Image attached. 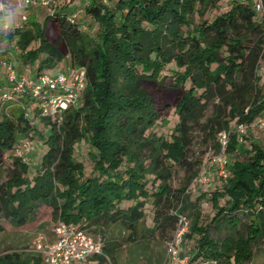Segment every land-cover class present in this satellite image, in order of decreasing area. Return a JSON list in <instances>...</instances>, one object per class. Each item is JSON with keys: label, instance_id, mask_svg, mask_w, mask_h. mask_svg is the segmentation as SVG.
I'll return each mask as SVG.
<instances>
[{"label": "trees", "instance_id": "1", "mask_svg": "<svg viewBox=\"0 0 264 264\" xmlns=\"http://www.w3.org/2000/svg\"><path fill=\"white\" fill-rule=\"evenodd\" d=\"M257 2L230 0L229 8L208 20L219 0H82L84 15L97 25L91 36L77 12L68 11L71 0L61 6L50 0L48 7H33L48 9L42 22L19 25L12 37L0 34V62L17 65L9 58L16 54L19 74L53 70L64 60L86 72L79 103L61 120L40 116L30 99L0 97L1 105L18 107L0 116V216L22 229L51 213L102 239V254L89 264H109L108 258L115 264L117 240L106 229L117 225L128 233L125 241L133 242L153 197V226L145 234L169 238L177 213L189 211L193 223L186 237L196 236L189 264H247L252 244L264 237V216L257 209L264 210V139L241 148L236 134H228L227 174L221 191L211 195L210 223L231 232L221 240L199 224V209L184 203L186 186L173 190L169 180L171 167L186 163L193 125L206 120L203 127L213 138L228 131L230 122L250 124L264 112L258 75L264 67V14L256 12ZM172 109L178 122L166 139L153 129L158 121L167 123ZM35 139L43 151L30 175L16 149ZM81 142L88 145L90 176L75 157ZM147 177L158 182L155 193H149ZM173 204H181L175 216L169 212ZM240 213L249 221L244 234L236 229ZM0 264L43 262L30 252H13L0 256Z\"/></svg>", "mask_w": 264, "mask_h": 264}, {"label": "rangeland", "instance_id": "2", "mask_svg": "<svg viewBox=\"0 0 264 264\" xmlns=\"http://www.w3.org/2000/svg\"><path fill=\"white\" fill-rule=\"evenodd\" d=\"M57 6H61L65 4L67 0H53ZM74 3L73 6L68 8L70 12H77L76 20L78 23L84 26L85 32L89 35L94 36L97 30V25L90 19L88 16L84 15V10L82 7V0H71ZM230 0H219L218 8L215 11L209 12L206 15L208 20H212L215 16L223 13L227 8H229ZM39 6V5H34ZM34 6H29L25 11V16H27L28 20L24 22L20 21L19 25L26 23L30 25V20H37L42 22V19L45 13L48 12L46 8H33ZM10 57V59L17 60V66H20V62L16 56ZM26 64H22L21 68H24ZM68 61L64 60L60 62L56 68L52 70V73H55L59 70L67 71ZM173 66L169 67V70L172 69ZM166 75H169V72H165ZM258 75L260 77V83L264 84V67H261L258 70ZM7 89V74L6 71L0 68V97L3 93L2 90ZM17 104L1 105L0 103V116L7 115L11 116L16 109ZM21 108V107H20ZM212 112V108L207 113L208 117ZM167 121L166 124H161L158 121V125L153 129L157 135H162L166 139H169L173 128L178 122V117L174 114V110H170L164 117ZM260 120H264V112L252 123L250 124H240L245 127V132L241 135L237 130L240 126L234 121L230 122L229 130L225 133L228 134H236L238 145L241 148H245L249 145L251 141L260 142L264 139V132L258 129L257 124ZM206 120L201 121L200 125H193L190 130L191 141L187 149V157L186 163L182 166H173L171 167V178L169 180V185L173 190H179L181 187L186 186V190L184 193V203L192 204L199 209V224L208 226V234L210 237L215 240H221L225 238L231 232L223 227H215V224L210 223L211 219L214 215V211L211 206V195L214 190L221 191V182L222 176L220 175V166L219 159L222 158V155L226 156V153L222 154L221 150H218L219 142H218V134L215 137H211L203 126H205ZM38 130H42L40 126H38ZM42 132H44L42 130ZM32 141V139H31ZM35 144L33 145L32 151L29 156L33 158H29L28 163H26L30 168V175L33 174V168H36L39 162V156L43 151L40 140H33ZM32 143V142H31ZM217 146V147H216ZM75 157L78 161H80L84 165L85 175L90 176L92 174V164L87 159V150L88 145L85 142H81L75 146ZM34 149V150H33ZM42 150V151H41ZM241 152V151H240ZM237 154V157L241 158V154ZM6 160V159H5ZM5 168L9 167L10 161L9 159L4 161ZM191 180L189 184H186L187 178L191 176ZM148 185L147 188L149 193L156 192V186L158 182H152V177H147ZM200 179H205L206 181L200 182ZM153 197H151L146 206L144 207L145 217L143 221L139 224L138 234L136 239L133 242H127L126 236L127 232L123 231L119 228V226H111L106 229V234L112 238V240H117L113 243L114 247V257L115 264H167L166 263V251L165 247L167 243H169L174 233L170 235L169 238L164 239L163 241L158 239V235L153 234L148 236L145 234L144 229L147 227L153 226V214L154 207L152 204ZM220 204H223V200H219ZM171 210L170 214L175 216L174 212L178 208L181 207V204L178 205H170ZM258 211L262 212V216H264V210L257 208ZM179 214V213H177ZM183 215L186 216L189 221V232L191 224L193 223V218L189 214V211L182 212ZM249 216H254L251 214ZM240 223L237 226V230L244 234L245 230L249 224L247 218L244 217V214L240 213L239 216ZM58 221L54 220L51 216V213H46L45 215H41L36 217L33 221H31L27 226L22 229H17L11 227L3 217L0 216V256L8 253H24L27 254L30 252L31 255H38L34 250V243L37 240L41 242H51L53 241V236L51 234V229ZM177 217L174 225V230L177 228ZM176 227V228H175ZM122 232V233H121ZM175 232V231H174ZM188 232V233H189ZM144 233V238L142 237ZM195 235L192 238L184 237L183 244L181 246V257H187L190 261L195 245ZM109 242V244H112ZM253 250V258L247 264H264V237H261L258 241L252 244ZM39 256V255H38ZM188 261V264H189ZM107 262L109 264H113V261L108 258ZM202 264H219V263H208L202 262Z\"/></svg>", "mask_w": 264, "mask_h": 264}, {"label": "built area", "instance_id": "3", "mask_svg": "<svg viewBox=\"0 0 264 264\" xmlns=\"http://www.w3.org/2000/svg\"><path fill=\"white\" fill-rule=\"evenodd\" d=\"M34 5L48 7L50 0H31L29 6ZM255 10L264 14V5L261 0L256 3ZM22 20L26 22L27 16L24 15ZM0 68L7 74V89L1 99L12 102H16L18 97L30 99L40 116L61 120L66 110L79 103L85 88L86 72L76 67L68 66L67 71L59 70L55 73L49 70L38 74L27 72L19 74L14 61H1ZM257 127L264 132V120H260ZM237 131L243 135L245 127L240 125ZM218 142L220 150L224 154L228 135L225 132L219 133ZM32 148L33 145L30 141H24L22 146L16 149V155L24 163H28ZM219 166V173L225 178L227 174L225 155L219 159ZM199 181L204 183L206 180L200 179ZM176 216L177 228L172 240L165 247L166 263L188 264V258H182L180 253L184 237L189 232V221L183 214ZM51 234L53 241L41 242L37 240L34 243L33 252L41 256L43 264H89L92 257L102 254V239L93 237L86 230L79 229L74 225L57 222L51 229Z\"/></svg>", "mask_w": 264, "mask_h": 264}, {"label": "clouds", "instance_id": "4", "mask_svg": "<svg viewBox=\"0 0 264 264\" xmlns=\"http://www.w3.org/2000/svg\"><path fill=\"white\" fill-rule=\"evenodd\" d=\"M31 0H0V34L12 37Z\"/></svg>", "mask_w": 264, "mask_h": 264}]
</instances>
